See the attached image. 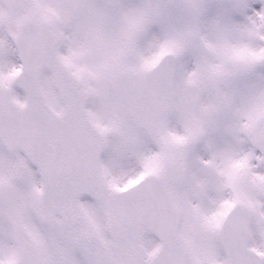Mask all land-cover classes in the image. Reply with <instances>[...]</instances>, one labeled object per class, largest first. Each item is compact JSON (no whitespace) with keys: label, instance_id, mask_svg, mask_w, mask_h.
Returning <instances> with one entry per match:
<instances>
[{"label":"snow or ice","instance_id":"obj_1","mask_svg":"<svg viewBox=\"0 0 264 264\" xmlns=\"http://www.w3.org/2000/svg\"><path fill=\"white\" fill-rule=\"evenodd\" d=\"M0 264H264V0H0Z\"/></svg>","mask_w":264,"mask_h":264}]
</instances>
